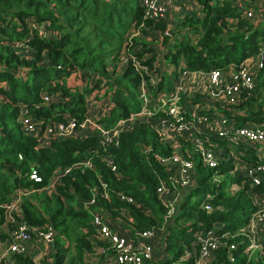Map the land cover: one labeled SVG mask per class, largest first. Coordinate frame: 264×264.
I'll use <instances>...</instances> for the list:
<instances>
[{
  "label": "trees",
  "instance_id": "trees-1",
  "mask_svg": "<svg viewBox=\"0 0 264 264\" xmlns=\"http://www.w3.org/2000/svg\"><path fill=\"white\" fill-rule=\"evenodd\" d=\"M195 2L198 10L179 18L171 31L161 20L143 18L139 0H0V240L9 238L18 223L30 229L34 242L40 241L36 231L52 233L48 252L36 260L13 255L15 264H95L86 256L108 244L98 237L83 206L90 199L120 222L131 237L137 231L161 226L165 207L156 188L165 181L166 172L157 157L167 158L173 149L160 141L153 128L138 123L120 131L116 144L107 147H101L94 134L84 139L56 138L43 146L23 133L20 116L42 125L63 123L68 117L80 122L88 105L105 99L112 106L108 116L97 122L109 127L139 111V85L145 80L146 86H151L142 66L150 74L157 73L152 67L158 46L152 36L155 32L171 33L161 51L173 66L171 73L180 63L190 71L225 68L256 53L264 37V22L253 25L235 7L237 0ZM30 19L36 27L27 24ZM179 27L187 28L188 34L178 31ZM16 43L23 47H14ZM142 54L146 55L140 58ZM123 55L140 58L138 66ZM255 80V96L236 106L245 114L222 112L238 126L245 121H264L260 97L264 67ZM162 81L160 78L156 88L161 89ZM101 90L104 94L98 96ZM43 94L48 95V101H43ZM152 116L169 118L165 111ZM208 139L228 153L226 141L213 136ZM181 148L193 161L195 185L179 202L166 228L162 251L167 257L159 264H192V256L180 258L196 246L193 231L220 223L221 231L233 233L254 209L244 177L233 170L230 159L211 169L201 164L188 142ZM238 149L244 150L239 155L244 162L264 161V156L259 160L256 146L239 145ZM104 157H109L111 164ZM84 160L90 166L71 167ZM56 168L70 170L53 189H47ZM32 171L38 181L30 178ZM101 184L106 187L105 196ZM231 185L236 189L231 191ZM17 191L15 209L7 214L6 206ZM119 195L131 202L120 200ZM205 202L211 206L209 210L202 208ZM229 240H242L233 252L235 261L229 262L226 249L218 247L208 264H264L257 253L246 261L244 237Z\"/></svg>",
  "mask_w": 264,
  "mask_h": 264
},
{
  "label": "built area",
  "instance_id": "built-area-1",
  "mask_svg": "<svg viewBox=\"0 0 264 264\" xmlns=\"http://www.w3.org/2000/svg\"><path fill=\"white\" fill-rule=\"evenodd\" d=\"M171 3H177L178 8L182 10L178 16L186 15L196 6L195 0H139L143 18L154 21L161 20L168 24L172 31L176 28V24L172 25L168 13H166V7ZM235 7L242 10L244 17L253 25L264 22V0H237ZM27 24L31 28L37 26L31 19ZM184 29L181 31L184 32ZM42 31L39 33L45 35ZM163 32L171 36L170 32ZM158 33L155 32L152 36L157 38ZM157 40L159 43V37ZM20 46L23 47L20 43L14 44L16 48ZM158 53L162 55L157 46L155 54L158 55ZM160 67L168 71L167 78L171 82L170 85L159 89L156 88V83L151 81V86L148 87L143 80L137 93V98L141 103L140 110L117 119L109 127H104L97 122L102 116L87 115L86 109L97 105L94 101L93 104L87 106L84 111V119L80 122H77L73 117H68L67 121L63 123L48 122L42 125L40 121L21 115L22 131L26 135L34 136L40 145L46 146L49 141L56 138L80 139L83 137V129L87 128L88 136L94 134L100 146L107 147L116 144V137L120 131L130 130L138 123H145L159 134L161 142L172 147L173 153L169 157H157L166 172L165 181L160 182L156 188L157 196L165 207L162 224L159 228L137 231L134 237H131L120 222L99 209L94 199L83 203L90 214V222L95 227L98 237L108 244L104 249H101V252L104 250L108 252V261L111 264H155V257L160 251L157 249V244H163L166 228L172 221L179 202L195 185L196 175L193 161L190 155H185V151L183 152L181 148L184 142L189 143L204 167L216 168L224 160L230 159L233 170L244 177V183L248 187L246 193L254 209L249 213L246 223L233 233L221 231L222 224L220 223H215L206 230L193 231L192 238L196 246L185 251L180 260H186L192 256V264H208L214 256V250L224 247L228 261L234 262L233 252L242 243V240L239 242L229 240L235 236L246 239L242 251L246 255V261L255 253L264 260V161L259 163L244 162L239 158L244 150L238 149L239 145L256 146V153L259 160H262L264 156V121H245L244 124L238 126L233 118L222 113L226 111L230 115H235L237 112L245 114L243 110L233 111L232 109H236V106L244 100L255 96L256 73L264 67V37L259 42L256 53L238 63H229L225 68L190 71L180 63L176 67V71L171 73L172 65H158V68ZM142 69L145 74L151 75L149 69L144 66ZM192 84L195 87L190 88ZM198 87H200V91L197 90ZM260 95L264 100V86L260 89ZM42 99L45 102L49 100V97L43 94ZM161 111H165L169 118L152 116V114ZM23 112L25 110H21V113ZM180 132H186V136H180ZM208 136L226 141L228 153H224L223 148L210 143ZM104 158L108 164H111L109 157ZM81 165L90 166L88 161L84 160L71 167ZM70 168H56L49 178V188L47 189H53L60 177L68 173ZM111 169L113 170L114 167L111 166ZM30 178L38 181L34 171L31 172ZM213 180L215 181L216 178ZM101 187L105 196L106 187L103 184ZM235 189L236 187L231 185L230 190ZM19 194L20 192L17 191L14 200L6 206L7 214L14 211ZM118 198L131 202L130 198L122 195H119ZM202 208L209 210L211 206L205 202L202 204ZM110 219L116 220L114 228L109 224ZM29 230L22 223L17 224L16 230L10 234L5 245L0 249V264H15L12 256L16 254L28 255L29 244L34 242ZM36 234L40 238L38 242L41 243L42 249L45 251L51 240V231H36Z\"/></svg>",
  "mask_w": 264,
  "mask_h": 264
},
{
  "label": "crops",
  "instance_id": "crops-1",
  "mask_svg": "<svg viewBox=\"0 0 264 264\" xmlns=\"http://www.w3.org/2000/svg\"><path fill=\"white\" fill-rule=\"evenodd\" d=\"M168 7H169V9H167V10L169 11L172 9L173 12L177 13L176 15H179L180 12L182 11L181 9L178 8L177 3H171ZM167 13L169 14L171 12H167ZM169 21L171 23H173L171 20H169ZM176 22H175V24H177ZM185 32H186V30H185ZM155 74L149 75L150 82L152 81V82H155L157 84L159 82L160 78H163L161 88H166L169 86V83L167 82V81H169V79L167 78L168 71L166 69H164L162 67L157 68V80H153V78H152ZM99 103H105V99H97L96 104H99ZM86 137H88V129L84 128L83 129V137L80 139H84ZM109 224L114 228L116 226V220L110 219ZM40 247H41L40 242H30L28 256L30 258H33L36 260L37 258H39L42 255L43 252L49 251L48 244H47L45 251H43V249L40 250ZM157 249H159L160 251L158 252L157 256L155 253V256H156L155 262H154L155 264H159L161 261H163L167 257V253L162 251L161 243L157 244ZM86 260H90L91 262H93L95 264H111L108 261V252L105 250H104V252H101V249H97L93 253H88V255L86 256Z\"/></svg>",
  "mask_w": 264,
  "mask_h": 264
},
{
  "label": "rangeland",
  "instance_id": "rangeland-1",
  "mask_svg": "<svg viewBox=\"0 0 264 264\" xmlns=\"http://www.w3.org/2000/svg\"><path fill=\"white\" fill-rule=\"evenodd\" d=\"M167 9H169V7L167 6L166 7V13L167 12H171V13H169L168 14V16H169V20H171L173 23H172V25H174V23L179 19V18H182L183 17V15H181V16H178V15H176L177 13H175V12H173L172 11V9L171 10H167ZM198 10V6L196 5V6H194L193 7V9L192 10ZM191 10V11H192ZM186 14V13H185ZM185 27H179L178 28V31L179 30H183ZM185 30H186V32H185ZM185 32V33H184ZM184 32L182 33V34H188V31H187V28L186 29H184ZM180 33V32H179ZM181 34V33H180ZM146 54H142V55H140V58H142V57H144ZM123 57L124 58H127V60H129L130 62H131V64L133 65V66H138V61H137V59H140V58H137L136 56H134V55H130V56H124L123 55ZM157 63V64H156ZM158 65L159 66H162V65H167V62L165 61V59H164V56L163 55H161L160 53H158V55H156L155 54V58H154V60H153V64H152V67L153 68H155V70H157V68H158ZM145 70V69H144ZM145 71H147V70H145ZM153 78V80H157V73L152 77ZM192 87H195V85H191L190 86V88H192ZM198 91H200L201 89H200V87H198V89H197ZM101 94H104V90H101L100 92H98V96H100ZM109 97V96H108ZM110 98V97H109ZM112 105H111V103H107V101L105 100V103H99V104H97L95 107H92V108H90V109H86V112H87V115L88 116H102V117H107L108 116V113H107V110H108V108L109 107H111ZM233 111H236V110H238L237 108L235 109V108H233L232 109ZM186 132H180V136H186V134H185ZM20 192V191H19ZM12 200H14V198H15V195H13L12 196ZM6 241V240H5ZM5 241H2V240H0V249L5 245ZM40 250H42V246L40 247Z\"/></svg>",
  "mask_w": 264,
  "mask_h": 264
},
{
  "label": "water",
  "instance_id": "water-1",
  "mask_svg": "<svg viewBox=\"0 0 264 264\" xmlns=\"http://www.w3.org/2000/svg\"><path fill=\"white\" fill-rule=\"evenodd\" d=\"M158 37H159L158 50L162 51L167 45L168 41L171 39V36L168 33L159 32Z\"/></svg>",
  "mask_w": 264,
  "mask_h": 264
}]
</instances>
